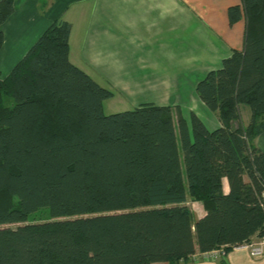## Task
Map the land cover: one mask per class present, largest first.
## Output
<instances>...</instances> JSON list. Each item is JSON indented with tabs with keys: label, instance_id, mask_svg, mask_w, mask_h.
Listing matches in <instances>:
<instances>
[{
	"label": "trees",
	"instance_id": "1",
	"mask_svg": "<svg viewBox=\"0 0 264 264\" xmlns=\"http://www.w3.org/2000/svg\"><path fill=\"white\" fill-rule=\"evenodd\" d=\"M227 13L243 45L195 84L213 129L172 105L105 113L114 92L69 60L71 24L45 28L0 78V264H179L264 239V0Z\"/></svg>",
	"mask_w": 264,
	"mask_h": 264
},
{
	"label": "crops",
	"instance_id": "2",
	"mask_svg": "<svg viewBox=\"0 0 264 264\" xmlns=\"http://www.w3.org/2000/svg\"><path fill=\"white\" fill-rule=\"evenodd\" d=\"M235 4L241 0H13V12L0 25V78L60 18L71 24L69 60L113 90V97L180 98V92H195L196 82L233 48L242 47L244 19L230 24L227 13ZM154 104L171 105L167 100ZM185 108L208 129L220 125L217 113L197 98L186 99ZM240 113L247 124L250 109L241 106ZM254 143L264 153V130ZM222 188L229 189L225 177ZM187 205L195 218L205 213L200 201ZM259 240L254 236L248 243ZM244 245L216 249L211 257H197L196 251L179 264H264V247L260 256H252Z\"/></svg>",
	"mask_w": 264,
	"mask_h": 264
},
{
	"label": "rangeland",
	"instance_id": "3",
	"mask_svg": "<svg viewBox=\"0 0 264 264\" xmlns=\"http://www.w3.org/2000/svg\"><path fill=\"white\" fill-rule=\"evenodd\" d=\"M190 83V82H187ZM181 93V97H174L172 96L171 98H157V97H152V96H140V97H136V98H129V97H120V96H115V97H111L109 99H106L104 101V112L105 113H112L114 111H122L125 109H132L134 108L136 105H138L139 103L142 102H153V103H157V102H161V101H170V104L172 105V103L176 100V99H180V107L179 105H172V113L173 116L176 120L177 114L178 112L184 114V115H189L188 111L185 108V100L186 99H191L193 98H197L196 97V93L195 92H180ZM11 101L10 97H6L4 98V103L8 104ZM181 110L183 112H181ZM177 121V120H176ZM46 212L44 210L38 211L36 213H34L32 216H30V218L32 220H40L45 218Z\"/></svg>",
	"mask_w": 264,
	"mask_h": 264
},
{
	"label": "built area",
	"instance_id": "4",
	"mask_svg": "<svg viewBox=\"0 0 264 264\" xmlns=\"http://www.w3.org/2000/svg\"><path fill=\"white\" fill-rule=\"evenodd\" d=\"M263 199H264V192H263ZM244 246L246 248H248V250L250 251V254L252 256H260L262 254V252H263L264 239H260L256 243H245ZM215 251L216 250H212V251L206 252V253L203 254V256L211 257V256H213Z\"/></svg>",
	"mask_w": 264,
	"mask_h": 264
}]
</instances>
